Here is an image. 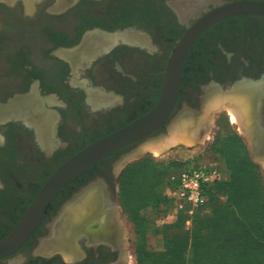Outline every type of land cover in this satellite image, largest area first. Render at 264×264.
I'll return each mask as SVG.
<instances>
[{
  "label": "flooded vegetation",
  "instance_id": "obj_1",
  "mask_svg": "<svg viewBox=\"0 0 264 264\" xmlns=\"http://www.w3.org/2000/svg\"><path fill=\"white\" fill-rule=\"evenodd\" d=\"M230 1L0 0V240L62 163L155 107L178 42L205 10ZM239 90L254 98L258 137L250 145L262 161L264 17L223 20L196 40L174 110L153 137L179 116L198 120L219 91ZM138 144L70 182L36 233L0 264H126L116 179L122 156ZM92 192L99 195L98 205L71 237L68 251L45 253V245L57 241L64 211Z\"/></svg>",
  "mask_w": 264,
  "mask_h": 264
},
{
  "label": "rangeland",
  "instance_id": "obj_2",
  "mask_svg": "<svg viewBox=\"0 0 264 264\" xmlns=\"http://www.w3.org/2000/svg\"><path fill=\"white\" fill-rule=\"evenodd\" d=\"M217 94L203 107L206 108L213 98L228 95L230 91H219ZM179 117L154 138L163 135V139L177 122L191 116ZM253 132L255 138V129ZM249 140V136L231 120L230 113L221 110L214 115L208 135L201 143L189 146L180 144L160 155L148 152L119 165L116 183L118 204L126 226V264H172V261L173 264H195L194 248L212 243L210 227L225 218L224 212L229 213L227 208L236 211L241 223L250 217L246 224L252 234L262 239L264 253V166L253 156L252 141ZM147 143H139L129 153ZM201 165L215 166L219 170L220 180L213 190L210 204L195 213L201 216L200 222L196 223L195 215L190 217L178 209L170 178L190 167ZM238 168L242 173L246 171L247 178L241 183H233V170ZM250 168L252 170L248 172ZM249 188L252 190L251 205L246 206L240 193ZM223 207L225 210L221 209ZM247 212L250 215L244 214ZM205 217H210L206 223L202 222ZM199 227L202 236L197 234Z\"/></svg>",
  "mask_w": 264,
  "mask_h": 264
},
{
  "label": "water",
  "instance_id": "obj_3",
  "mask_svg": "<svg viewBox=\"0 0 264 264\" xmlns=\"http://www.w3.org/2000/svg\"><path fill=\"white\" fill-rule=\"evenodd\" d=\"M245 15L264 17V3L234 0L219 2L212 9L205 10L176 45L155 107L145 116L86 146L62 163L46 181L18 225L8 236L0 240V260L21 250L38 230L48 206L70 182L105 158L133 144L147 143L157 139L153 137V134L166 123L174 110L183 65L192 45L213 25L229 18ZM137 151L138 149L122 156L120 163L125 162Z\"/></svg>",
  "mask_w": 264,
  "mask_h": 264
},
{
  "label": "bare ground",
  "instance_id": "obj_4",
  "mask_svg": "<svg viewBox=\"0 0 264 264\" xmlns=\"http://www.w3.org/2000/svg\"><path fill=\"white\" fill-rule=\"evenodd\" d=\"M251 99L254 98H250V96L244 93L243 90L240 91V94H228L213 98L206 106L204 113L202 111L198 115L201 116L203 113L198 120L185 118L182 121L177 122L167 136L161 139L162 135L161 138H157V140H151L153 142L147 143L138 149L136 154L130 156L121 165L134 157H140L148 152L160 155L180 144L189 146L194 145L195 143H201L208 135L214 115L221 110L228 111L231 120L234 123H237L240 126L241 132L249 136V139L254 143L258 136L256 134L254 139L251 119ZM251 133L253 135H251ZM259 162L264 166V160H259ZM99 199L98 193H93L80 205L70 206L66 210V214L64 211L65 218L58 226L57 241L47 243L44 247L45 253H52L57 249L68 251L71 237L75 235L77 230L84 226V223L91 218V213L98 205L97 202ZM91 207L93 208L91 209ZM61 216L63 217V215Z\"/></svg>",
  "mask_w": 264,
  "mask_h": 264
},
{
  "label": "trees",
  "instance_id": "obj_5",
  "mask_svg": "<svg viewBox=\"0 0 264 264\" xmlns=\"http://www.w3.org/2000/svg\"><path fill=\"white\" fill-rule=\"evenodd\" d=\"M252 168L248 169L250 172ZM247 178L246 171L242 173L240 168L233 170V183L244 181ZM218 186L215 183L208 189V203L213 200V190ZM251 188L241 191L240 196L246 206L251 205ZM239 200V201H241ZM225 210V208H221ZM228 212H224L225 218L218 222L216 226H211L212 232L209 237L212 243H205L201 248L198 245L194 248L196 253L195 264H264V253L262 248V239L249 231L246 217L245 222L239 221L240 217L236 215V211L227 208ZM218 209H216V212ZM230 214V215H229ZM250 215L249 212L244 213ZM210 217L202 218V222H207ZM239 218V219H238ZM201 216L198 213L195 215V222L199 223ZM204 220V221H203ZM204 223V224H205ZM205 229V228H203ZM201 235L203 233H199ZM215 241V243H213ZM170 262V261H168ZM174 261H172V264ZM178 264V263H177ZM181 264V263H179Z\"/></svg>",
  "mask_w": 264,
  "mask_h": 264
},
{
  "label": "built area",
  "instance_id": "obj_6",
  "mask_svg": "<svg viewBox=\"0 0 264 264\" xmlns=\"http://www.w3.org/2000/svg\"><path fill=\"white\" fill-rule=\"evenodd\" d=\"M220 180L215 166L190 167L170 178L177 207L192 217L208 203V189Z\"/></svg>",
  "mask_w": 264,
  "mask_h": 264
}]
</instances>
